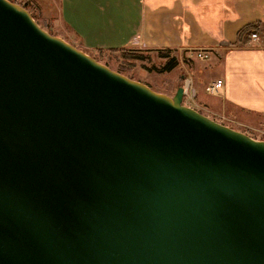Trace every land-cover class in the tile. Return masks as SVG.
<instances>
[{
	"label": "water",
	"instance_id": "95a60500",
	"mask_svg": "<svg viewBox=\"0 0 264 264\" xmlns=\"http://www.w3.org/2000/svg\"><path fill=\"white\" fill-rule=\"evenodd\" d=\"M183 98L0 0V264H264V140Z\"/></svg>",
	"mask_w": 264,
	"mask_h": 264
},
{
	"label": "crops",
	"instance_id": "0c3cea01",
	"mask_svg": "<svg viewBox=\"0 0 264 264\" xmlns=\"http://www.w3.org/2000/svg\"><path fill=\"white\" fill-rule=\"evenodd\" d=\"M38 1L53 10L49 18L82 51L169 50L175 58L188 53L181 62L192 64L195 57L196 69L183 75L181 85L186 78L195 91L203 74L206 92L222 80L217 94H211L220 107L205 101L200 106L239 125L252 127L264 118V0ZM197 49L207 56L198 57ZM210 63L216 73L209 72Z\"/></svg>",
	"mask_w": 264,
	"mask_h": 264
},
{
	"label": "rangeland",
	"instance_id": "374dc122",
	"mask_svg": "<svg viewBox=\"0 0 264 264\" xmlns=\"http://www.w3.org/2000/svg\"><path fill=\"white\" fill-rule=\"evenodd\" d=\"M18 4H23L25 8L33 15L36 22L47 32L52 35L61 36L69 43L73 44L72 40L65 35L64 31L57 27L54 24V21L49 18L54 15L53 10L44 9V2L39 3L38 0H12ZM43 7V8H42ZM159 51V50H158ZM158 51L152 50H138V49H128L125 52L121 50H97L88 52L90 56L94 57L100 63L107 64L111 69L129 76L133 80L140 81L154 91L165 94L167 96H173L176 88L182 83V76L186 75L187 71L191 72L196 69V58L192 57L190 59L192 64L181 62L183 57H188V53H184L182 58H176L177 65L171 70H164L165 65L168 61L167 58L159 57L160 54ZM136 55H141L143 59H135ZM207 64V62H205ZM204 64V63H201ZM210 73H216L214 63L209 64ZM192 69V71H191ZM119 70V71H118ZM203 81H207L203 74L201 78L197 80L200 83L201 87H194L196 97L193 99L183 98V104L194 108L195 110L201 112L206 116H211L209 118L225 124L235 130L249 134L254 139L264 140V118L257 119L256 125H239L238 123L229 122L226 119H223L219 116H215L204 107L200 106V103L210 102L213 109L217 110V107H220V104L214 99L211 94L204 91ZM195 100V102H193ZM199 103V104H198Z\"/></svg>",
	"mask_w": 264,
	"mask_h": 264
},
{
	"label": "built area",
	"instance_id": "2783aa9c",
	"mask_svg": "<svg viewBox=\"0 0 264 264\" xmlns=\"http://www.w3.org/2000/svg\"><path fill=\"white\" fill-rule=\"evenodd\" d=\"M250 37L253 40L258 39V35L255 32H252L250 34ZM196 51H197L196 55L198 57L205 58L207 56L206 50L204 49H197ZM221 85H222V80L216 79L212 84L206 87V92L215 95L217 94L218 89L221 87ZM183 87H184V98L193 99L195 97V91L191 88L190 83L186 78Z\"/></svg>",
	"mask_w": 264,
	"mask_h": 264
},
{
	"label": "trees",
	"instance_id": "16d2710c",
	"mask_svg": "<svg viewBox=\"0 0 264 264\" xmlns=\"http://www.w3.org/2000/svg\"><path fill=\"white\" fill-rule=\"evenodd\" d=\"M22 6L25 7L24 5H22ZM32 17H33V15H32ZM121 51L125 52L123 50H121ZM159 53H160V54H158L159 57H162V58H167L168 57V61H167L166 65H165V69L164 70H168L169 71V70L173 69L177 65L176 58L174 56H171V54H170L171 52L169 50L160 51ZM135 59H143V57L141 55H138V56L136 55ZM105 65H107V64L105 63Z\"/></svg>",
	"mask_w": 264,
	"mask_h": 264
}]
</instances>
